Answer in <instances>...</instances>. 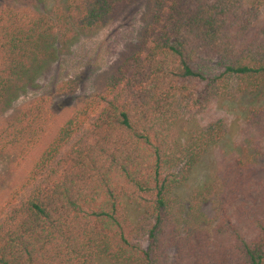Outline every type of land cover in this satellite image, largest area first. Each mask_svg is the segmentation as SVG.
Listing matches in <instances>:
<instances>
[{
    "label": "trees",
    "instance_id": "obj_1",
    "mask_svg": "<svg viewBox=\"0 0 264 264\" xmlns=\"http://www.w3.org/2000/svg\"><path fill=\"white\" fill-rule=\"evenodd\" d=\"M131 1L0 0V264H264V0H145L92 93L5 115Z\"/></svg>",
    "mask_w": 264,
    "mask_h": 264
},
{
    "label": "rangeland",
    "instance_id": "obj_2",
    "mask_svg": "<svg viewBox=\"0 0 264 264\" xmlns=\"http://www.w3.org/2000/svg\"><path fill=\"white\" fill-rule=\"evenodd\" d=\"M45 6L47 2L44 1L41 7ZM144 9L145 0L128 2L106 23L80 36L42 70L35 81L27 86L25 91L11 104L5 115H9L12 110L32 98L53 96L56 84L63 81H74L78 95L87 96L92 93L97 77L108 71L124 50L139 38ZM219 115L225 118L229 127L225 147L228 150L238 140L239 113L238 110H228L220 112ZM2 171L3 167L0 166V175ZM1 180L4 179L0 178ZM200 211L204 216L203 227H212L216 215L213 206L206 202L202 204ZM168 261L173 263V250L168 252Z\"/></svg>",
    "mask_w": 264,
    "mask_h": 264
}]
</instances>
